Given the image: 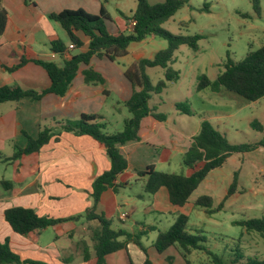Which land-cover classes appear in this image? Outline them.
I'll use <instances>...</instances> for the list:
<instances>
[{"label":"crops","instance_id":"0c3cea01","mask_svg":"<svg viewBox=\"0 0 264 264\" xmlns=\"http://www.w3.org/2000/svg\"><path fill=\"white\" fill-rule=\"evenodd\" d=\"M1 6L7 11V21L5 30L0 35V88L19 86L35 92L47 89L50 80L46 72L32 62L9 71L19 64L20 58L40 59L62 66L72 56L85 52L89 43V39L78 32L77 36L83 45L68 50L70 42L67 34L59 23L49 20V14L65 9H82L90 14H98L103 6L110 16V21L105 24L106 29L111 35L117 36L129 32L128 21L136 10L134 0H1ZM55 41L64 45L63 54H54L51 51V43ZM149 44L148 38L131 43L127 48V55L115 62L94 56L88 65L79 66L63 96L47 94L38 101L23 98L18 102L1 104L0 157H12L15 147L24 148L27 144L26 137L36 138L42 128L56 129L59 127L57 122L74 121L81 114L102 116L107 128L109 122L105 121L103 114L107 105L111 106L112 113L124 116L126 109L123 103L132 93L124 72L139 60L154 57L158 51L155 52ZM87 69L98 73L104 82L96 85L86 84L82 73ZM170 83L172 82H168L167 86ZM209 92L210 95L203 97L207 101L208 110L204 116H198L197 121L193 119L195 114H179L174 108L177 102L169 104L171 112H166V102L160 97L162 93L155 95L153 105L149 107L154 109L155 113L164 114L165 121L146 117L141 123L139 139L118 147L128 166L117 176V191L106 189L102 193L96 213L103 214L111 222L112 229H123L133 234L143 233L140 239L143 248L134 242H128L125 250L107 255L104 264H193L192 257L199 251H193L186 263L174 247L159 254L154 247V241L147 248L142 240L153 232L149 227L155 228L154 231H157V227L145 218L144 222L133 220L127 227H118L116 224L128 223L131 217L139 212L144 217L164 214L188 216L195 208L194 201L203 195L210 196L213 199V207H216L225 199L235 171L239 173L240 187L245 186L244 178L249 177V209L252 213L260 212L264 215L263 211H256L259 206H264V147L243 155H232L221 168L208 174L183 207L173 206L169 202L168 192L164 187L151 197L141 194L146 178H139L137 172L145 171L149 166L162 173L184 176L193 173L194 170L182 165V158L192 138L198 134L203 120L209 121L228 139L226 127L231 122L230 119L234 118V114L227 104L232 102L229 99H236L224 89ZM224 97L225 101L222 100ZM249 112L248 126L251 129L250 124L258 121L257 118L264 114V97L256 102H249ZM126 118L125 116L122 120V127ZM257 133L259 136L253 142L264 136V127L262 132ZM27 156H34L33 167L29 169L32 176L30 180L22 175L21 160L25 156L15 162L0 159L3 166L0 167V242L7 241L11 251L22 261L97 264L94 248L100 227L96 221L87 218V213L93 207L91 185L110 167L104 146L89 136L62 131L57 140L52 139L38 153ZM196 167H201V164ZM9 168L12 169L9 176L13 174L11 179L7 178ZM2 182H10L11 188L5 189ZM136 188L139 193L132 190ZM13 207L29 208L38 216L66 221L20 236L4 218V212ZM202 210L208 217L216 214L207 215L203 208ZM123 214L126 215L124 219L121 217ZM232 222L234 221H231V224ZM85 253L88 255L87 260H84Z\"/></svg>","mask_w":264,"mask_h":264},{"label":"trees","instance_id":"16d2710c","mask_svg":"<svg viewBox=\"0 0 264 264\" xmlns=\"http://www.w3.org/2000/svg\"><path fill=\"white\" fill-rule=\"evenodd\" d=\"M26 1L28 2V0ZM134 1L136 2V10L130 20L135 21V26L131 32L117 36L111 35L106 29L105 24L110 21V16L103 6L98 14H90L82 9H65L58 13L49 14V20L60 24L67 34L69 42L75 47L80 48L83 45L77 36L78 32L87 37L89 39L87 50L72 56L62 66L40 59L20 58L19 64L9 69V71H14L28 62L40 66L50 80L49 87L41 92L24 90L19 86L0 88V105L7 102H18L23 98L38 101L47 94L63 96L76 76L79 66L88 65L94 56L105 57L107 60L115 62L127 55V48L131 43L141 42L149 36L167 42V47L158 51L152 59H141L126 68L124 75L131 85L132 93L130 98L123 103L129 117L124 119L121 130L108 133L105 130L106 124L103 122L102 116L81 114L74 121L57 122L59 127L56 129L42 128L36 138L26 137L27 144L24 148L15 147L12 157L6 159L0 157L7 162H15L22 156L38 153L52 139L57 140L62 131L71 132L78 136H89L104 146L110 167L93 181L90 193L93 207L87 213V218L96 221L100 227L94 248L97 264H104V258L107 255L125 250L128 242H134L143 248L140 244L143 233L133 234L123 229H112L111 222L103 214L96 213V206L106 189L117 191L119 187L115 183L117 176L127 169V160L119 152L118 147L139 139L141 123L146 117L151 116L158 121H165L166 116L155 113L154 109L149 107V101L152 95L162 93L168 82L179 79V73L171 67L176 61V50L181 46H186L197 51L198 42L204 39L202 35H175L162 27L177 11L187 6L190 0H161L156 4H150L148 0ZM251 3L254 14L259 16V0H251ZM200 11L208 13L209 4H204ZM242 17H246V15H242ZM6 21L7 11L1 6L0 0V35L5 30ZM51 51L54 54H63L65 47L61 42L55 41L51 43ZM222 67V71L214 80H210L205 75H200L196 91L218 92L224 89L247 102H256L264 97V45L255 50H249L245 57L238 62H233L227 56ZM149 68L163 69V79L153 84L146 74V70ZM82 74L86 84L96 85L104 82L102 77L92 69H87ZM174 108L179 114H191L189 106L184 102L175 103ZM250 127L259 133L263 131V126L258 121H253ZM259 147H264V136L253 143L231 144L226 136L215 129L209 121L203 120L198 134L192 138V142L182 158V165L194 170L190 176L158 172L152 166L147 167L145 171L137 172V176L146 178L144 193L153 195L161 187H164L167 189L169 202L173 206L183 207L210 172L221 168L232 155H243ZM198 164H201V167H196ZM2 185L9 190L12 184L2 182ZM240 189L239 173L235 171L227 195L219 205L213 207V199L207 195L198 197L193 204L195 207L203 208L207 215H212L221 211L224 202L230 196L238 193ZM4 218L12 230L20 236L37 230H45L66 221V219L41 217L34 210L23 207L7 209L4 212ZM232 224L242 228L247 234H255L264 239V215L259 218L241 219L232 222ZM188 225L189 217L179 214L167 230L158 231L154 243L157 252L161 254L168 248L174 247L178 249L186 263H188L187 258L193 251H199L208 257L211 264H264V260L257 256L245 257L240 251L239 244L234 249V253L231 250V259L225 261L221 256L206 248L207 238L203 235L204 232L191 233L188 230ZM149 228L151 231L156 230L153 227ZM87 259L88 255L85 253L84 260ZM0 264L46 263L22 261L18 255L11 251L7 241H5L0 242Z\"/></svg>","mask_w":264,"mask_h":264},{"label":"rangeland","instance_id":"374dc122","mask_svg":"<svg viewBox=\"0 0 264 264\" xmlns=\"http://www.w3.org/2000/svg\"><path fill=\"white\" fill-rule=\"evenodd\" d=\"M160 1L148 0L150 4H156ZM206 3L209 4V12H201L200 10ZM259 4L260 15L256 16L252 10L251 0H190L187 6L177 11L168 22L162 25L163 29L175 35H202L204 37L198 42L197 51L186 46H181L176 50V61L171 67L179 73V79L170 83L160 95L166 102V112L170 111L169 104L184 102L189 106L192 116L196 115L193 116L194 121L199 119L198 116H204L208 110V104L203 97L207 94L210 95V92L208 90L199 93L196 91L198 77L205 75L210 80H214L222 71V65L227 56L233 62H238L245 57L249 50H255L264 45V0H259ZM242 15H246V17H242ZM147 38L150 41L149 45L155 52L167 47V42L164 40L156 37ZM163 73L161 68L147 70V75L153 84L163 79ZM231 94L236 100L229 99L232 102L227 104L231 113L234 114V118L230 119L231 122L226 127L228 140L232 144L253 142L259 134L248 126L249 102L234 93ZM225 98L222 100L225 101ZM154 99L155 95L149 102L150 106L153 105ZM112 112L110 105H107L103 112L105 121L109 122L105 130L110 133L121 130L123 118L129 117L126 110L123 113L124 116ZM212 114L211 112L210 115ZM257 120L264 127V114ZM33 159L34 156H25L21 160L22 175L28 180L32 177L29 169ZM0 167L3 166L0 164ZM11 172L12 169L9 168L7 178L13 177V174L9 176ZM243 182L245 186H241L239 192L224 204L221 212L208 217L203 214L202 208L195 207L188 215V230L191 233H196L195 231L204 232L203 235L207 238L206 248L221 256L225 261L231 259V250L234 253L238 244L245 257L257 256L264 260V239L255 234H247L242 228L231 224V221L262 216L260 212L252 213V210L249 209V177L244 178ZM143 188L141 194L145 197H151V195L144 193ZM132 190L140 192L138 188ZM256 211H263L262 214H264V206H259V210ZM178 215H146L144 217L139 212L136 216H132L128 223L116 225L127 227L136 219L139 222H144L145 219L152 222L157 227V231L150 232L149 236L142 240V243L148 248L150 244L154 243L158 230H167ZM192 259L193 264H211L203 252H196Z\"/></svg>","mask_w":264,"mask_h":264},{"label":"built area","instance_id":"2783aa9c","mask_svg":"<svg viewBox=\"0 0 264 264\" xmlns=\"http://www.w3.org/2000/svg\"><path fill=\"white\" fill-rule=\"evenodd\" d=\"M134 26H135V21H134V20H129V21H128V30H129V32H131V31L133 30ZM74 48H75V46H74L72 43H70L69 46H68V50H72V49H74ZM125 216H126V215L123 214V215L121 216L122 219H124Z\"/></svg>","mask_w":264,"mask_h":264}]
</instances>
